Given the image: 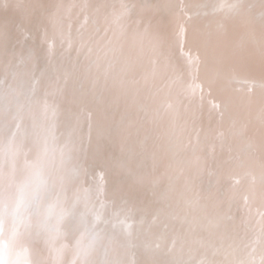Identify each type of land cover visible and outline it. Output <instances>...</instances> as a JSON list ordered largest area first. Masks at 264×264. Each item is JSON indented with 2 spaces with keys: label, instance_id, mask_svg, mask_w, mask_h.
I'll return each mask as SVG.
<instances>
[{
  "label": "bare ground",
  "instance_id": "1",
  "mask_svg": "<svg viewBox=\"0 0 264 264\" xmlns=\"http://www.w3.org/2000/svg\"><path fill=\"white\" fill-rule=\"evenodd\" d=\"M38 142L58 264H264V0H0V155Z\"/></svg>",
  "mask_w": 264,
  "mask_h": 264
},
{
  "label": "clouds",
  "instance_id": "2",
  "mask_svg": "<svg viewBox=\"0 0 264 264\" xmlns=\"http://www.w3.org/2000/svg\"><path fill=\"white\" fill-rule=\"evenodd\" d=\"M24 156L0 155V264H58L53 254L72 250L66 237L81 219L74 160L39 142Z\"/></svg>",
  "mask_w": 264,
  "mask_h": 264
},
{
  "label": "rangeland",
  "instance_id": "3",
  "mask_svg": "<svg viewBox=\"0 0 264 264\" xmlns=\"http://www.w3.org/2000/svg\"><path fill=\"white\" fill-rule=\"evenodd\" d=\"M103 207V206H102Z\"/></svg>",
  "mask_w": 264,
  "mask_h": 264
}]
</instances>
